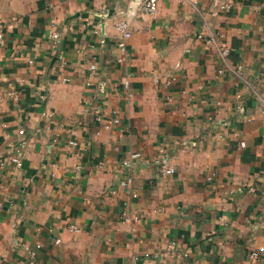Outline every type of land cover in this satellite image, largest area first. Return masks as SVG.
<instances>
[{
    "label": "crops",
    "instance_id": "crops-1",
    "mask_svg": "<svg viewBox=\"0 0 264 264\" xmlns=\"http://www.w3.org/2000/svg\"><path fill=\"white\" fill-rule=\"evenodd\" d=\"M0 264H264V0H0Z\"/></svg>",
    "mask_w": 264,
    "mask_h": 264
},
{
    "label": "built area",
    "instance_id": "built-area-1",
    "mask_svg": "<svg viewBox=\"0 0 264 264\" xmlns=\"http://www.w3.org/2000/svg\"><path fill=\"white\" fill-rule=\"evenodd\" d=\"M139 1H140V9H141V11L143 13H146V14H149V15H152V16L157 14V11H158V0H139ZM221 7L222 8H227V7H229V4L228 3L227 4H223ZM114 26L117 29V31H119V33L122 35V39L118 43V45H119V47L124 48L126 39L129 38L130 35H131L129 22L126 19H124V18H117L116 20H114ZM197 37L198 38H202V35L199 34V35H197ZM210 42H211L210 40H206V43H210ZM221 51H222L223 54H226L228 52V49L223 47L221 49ZM87 69H88L89 72H88V80H87L86 84L88 85L90 83V81L92 80V78H93V74H94V72L96 70V66L94 65V63H90L88 65ZM95 112L98 115L97 119H100L99 114H98V110H96ZM112 122L113 123H118L119 119L117 117H114L112 119ZM110 124L111 123H104L103 126L105 128H109ZM71 144L75 145L76 142L71 141ZM133 160H140V161L143 162L139 152H132V153H130L128 155V157L125 160H123L122 163H123L124 166L128 167ZM12 161L18 166L21 165V161L19 159V155L14 156L12 158ZM153 161L156 164H158V165H161L163 163V161H161L159 159H154ZM173 171H174V169L172 167H170V166L169 167L161 166V168H160V172L163 175L171 174V173H173ZM120 184L121 185H125V184H127V181L123 180V181H121ZM112 192H114V191H112ZM250 255H251V257H256L257 253L252 252Z\"/></svg>",
    "mask_w": 264,
    "mask_h": 264
}]
</instances>
